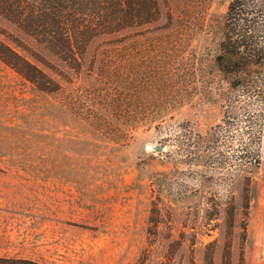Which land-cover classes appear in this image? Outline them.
I'll list each match as a JSON object with an SVG mask.
<instances>
[{
  "label": "rangeland",
  "instance_id": "1",
  "mask_svg": "<svg viewBox=\"0 0 264 264\" xmlns=\"http://www.w3.org/2000/svg\"><path fill=\"white\" fill-rule=\"evenodd\" d=\"M230 1L158 0L157 21L93 39L78 71L0 15V37L36 49L64 87L0 60V264H264V136L250 181L178 139L225 118L234 89L214 54Z\"/></svg>",
  "mask_w": 264,
  "mask_h": 264
},
{
  "label": "trees",
  "instance_id": "2",
  "mask_svg": "<svg viewBox=\"0 0 264 264\" xmlns=\"http://www.w3.org/2000/svg\"><path fill=\"white\" fill-rule=\"evenodd\" d=\"M0 15L78 71L93 39L105 37L111 42L120 41L129 30L157 21L162 11L158 0H0ZM4 35L7 39L0 37L2 62L41 90L64 89L40 66L41 63L61 74L51 62L22 39ZM215 50L217 70L234 89L223 92L227 107L225 118L206 134L186 128L178 139L190 160L210 166L228 165L235 175L250 181L253 169L262 162L264 0L230 1L223 37ZM103 79L114 83L120 76L107 71ZM88 94V89L79 92V96ZM243 208L247 215L249 188L245 189ZM236 210L232 199L227 210L231 228L236 222ZM206 264H212V259L207 258Z\"/></svg>",
  "mask_w": 264,
  "mask_h": 264
},
{
  "label": "water",
  "instance_id": "3",
  "mask_svg": "<svg viewBox=\"0 0 264 264\" xmlns=\"http://www.w3.org/2000/svg\"><path fill=\"white\" fill-rule=\"evenodd\" d=\"M147 146H148V148H151V149L153 148V145H150V144H149V145H147ZM155 148H156L157 151H161V150H163V146H162V145H157Z\"/></svg>",
  "mask_w": 264,
  "mask_h": 264
}]
</instances>
